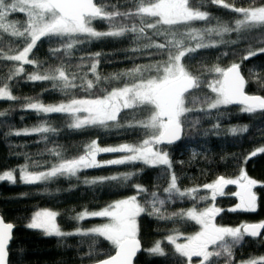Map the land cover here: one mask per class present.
I'll use <instances>...</instances> for the list:
<instances>
[{
    "label": "trees",
    "instance_id": "trees-1",
    "mask_svg": "<svg viewBox=\"0 0 264 264\" xmlns=\"http://www.w3.org/2000/svg\"><path fill=\"white\" fill-rule=\"evenodd\" d=\"M106 10L120 12L134 11L133 0H94ZM139 0H136L138 3ZM230 5L225 9L221 5H214L210 0H190V3L202 11L210 14L209 21H193L190 27L203 29L215 26L217 21L234 26L240 14L231 10V7H254L264 4V0H223ZM113 5L116 6L113 9ZM10 19L24 21L23 13H14ZM149 22H152L150 18ZM128 26L136 24L139 19L130 17L127 20L118 19L117 23ZM92 26L97 31H108L109 22L94 20ZM181 31L186 28L181 26ZM78 44L71 52L65 55L63 44L67 38L44 37L29 54V58L38 61L37 65H23L24 71L12 77L15 68L20 62L8 61L3 57L15 55L22 50L23 43L16 38L5 35L0 41V86L4 83L15 100L0 99V112L6 113L0 117V174L8 170H15L16 182L0 181V216L6 223L14 226L12 241L10 243V264H92L107 258L115 251L114 247L102 237L74 235L70 237L47 236L39 229H29L27 224L36 211L51 210L58 213L56 222L63 231H74L77 228L87 230L101 225L107 218H88L84 221L72 219L81 211H98L119 199L136 194L132 187L139 184L146 192L138 196L143 204L150 193L157 192L160 198H165L163 188L167 187L169 173L165 166L148 167L142 163L110 165L82 170L77 177H57L52 181L37 184H24L19 180V168L29 165V171H44L52 164L59 162V157L52 150H58L64 158L78 157L83 154L84 148L92 140H97L99 146H117L123 143H137L147 138L142 129H108L87 127L79 130L68 128L70 118L67 114H43L25 108L26 103L40 102L59 104L68 102L72 98H95L103 96L116 87H123L125 83L132 82L131 77L122 76L113 79L118 73H123L136 66L155 64L167 59V53L161 55L155 48L144 45L155 42L163 43V36H156L153 30L146 29L145 35L139 41L135 35L127 33L122 37H103L88 40ZM206 37V41H207ZM213 40L221 37L213 36ZM226 43L217 44L215 47L199 49L185 56L182 63L186 69L201 81V86L192 91L188 97L203 98L214 97L207 88V83L218 78V74L210 71L214 67L226 69L232 63L241 65V72L246 80L245 92L249 95L264 96V54H258L247 60L243 59L248 51H258L264 47V28L237 33L235 31L223 36ZM234 41V43H233ZM60 48L59 53L50 49ZM134 49H138L133 51ZM101 53L97 73L100 81L96 82L91 74L90 65L93 62L88 57ZM84 58V59H82ZM64 65L71 78L72 73L77 76L87 74V78L94 81L90 91L74 89L65 94L52 88L51 81H29L28 75L33 72L44 74L46 71ZM154 74V73H152ZM145 75H148L146 73ZM81 81L77 79L79 84ZM189 107L199 109L201 104ZM206 107V106H204ZM133 112L124 110L121 113V122L131 119ZM139 119L145 118L147 112H136ZM199 118V124L194 128L191 119ZM46 123L57 129L56 133L14 135L9 134L23 129ZM218 125V126H217ZM247 126V131L233 135L229 130L233 127ZM183 136L179 143L170 147H162L169 154L172 171L178 177V187L181 190L198 188L196 199L185 197L169 201L164 206L168 214L176 213L195 207L202 210L211 204L210 200H201V196H209L208 190L203 189L206 183H212L217 177L224 176L236 179L243 169L245 174L257 181L254 192L257 195V210L255 212H230L222 211L215 219V223L222 226L236 227L243 223L264 221V152L250 156V153L264 147V111L245 113L240 107L231 105L221 106L205 114L203 111H194L189 114L185 123ZM193 152L196 155H193ZM122 153H101L97 160L104 162L118 158ZM37 165H39L37 167ZM135 172L132 180L124 183L106 181L95 185H87L84 181L98 177L118 176L121 173ZM235 200L231 197L218 198L216 207L221 209L233 208ZM137 238L142 245V251L137 256L135 264H177L178 256L174 248L167 241V236L175 234H192L198 230L193 221L180 218L160 220L150 216L147 212L141 213L137 219ZM161 243L165 256H154L147 250ZM92 246L91 255H88ZM264 256V233L259 239L245 237L242 244L234 249V258L237 264L242 260L252 257ZM216 264H225L223 257L213 258ZM184 264L186 261L184 259Z\"/></svg>",
    "mask_w": 264,
    "mask_h": 264
},
{
    "label": "snow or ice",
    "instance_id": "snow-or-ice-1",
    "mask_svg": "<svg viewBox=\"0 0 264 264\" xmlns=\"http://www.w3.org/2000/svg\"><path fill=\"white\" fill-rule=\"evenodd\" d=\"M134 11L120 12L118 10L108 11L104 5L98 6L94 0H0V41L7 35L23 43L22 50L15 55H6L3 58L8 61L20 62L15 68L12 76L15 77L24 71L23 65H37L38 61L30 59L29 54L33 52L37 43L44 37L67 38L63 44L64 54L71 55L72 50L88 40L103 37H122L127 33L135 35L137 41L144 37L146 29L153 30L156 36H163L165 42H150L144 47L155 48L161 55L167 53V59L155 64L136 66L133 69L116 74L113 79L120 77H131L132 82L125 83L123 87L113 88L105 95L95 98H72L68 102L59 104H43L40 102L26 103L27 110L43 114H67L70 118L68 128L79 130L87 127H99L108 129H142L147 138L137 143H123L117 146H99L97 140H92L84 148L83 154L78 157L64 158L58 150H52L58 156L59 162L44 171H29V165L25 164L19 168V180L24 184H37L52 181L57 177H77V174L86 169L98 168L110 165H125L142 163L148 167L165 166L169 173L167 187L163 188L165 198H160L157 192L150 196L142 204L138 200L141 193L146 189L139 184H134L136 194L124 199L116 200L98 211H81L72 219L84 221L88 218H107V222L99 226L83 230L63 231L56 222L57 212L51 210L36 211L27 224L29 229H39L47 236L60 238L74 235L102 237L115 249L114 255L98 260L97 264H134V258L141 250V244L137 239V217L144 212L160 220L184 219L194 221L200 230L193 235L185 237V243H178L180 234L168 235L167 241L174 247V254L178 256L177 264H184V258L189 264L193 257L200 259V264H216L213 258L223 257L225 264H237L234 258V249L240 246L244 238L262 237L264 221L252 224H241L237 227L222 226L215 223V218L222 209L215 206L217 196L224 194L226 185L235 184L239 191L234 193L239 198V203L230 211L243 210L255 212L257 210V195L253 188L257 181L249 178L243 169L237 179H228L224 176L217 177L212 183H206L202 187L208 190L209 196H201V200H210L212 204L198 210L195 207L168 214L164 211L167 202L175 199H196L198 188L181 190L178 187V177L172 171V163L169 154L160 146L173 144L182 138L185 123L189 120V114L194 111H203L205 114L211 110L219 109L221 106L230 104L242 105L241 111L255 113L264 111V96L248 95L245 92L246 80L241 74V65L232 63L230 67L223 69L214 67L210 71L218 74V78L207 83V88L214 97L203 98L188 97L192 91L201 86L198 76L190 73L182 60L185 56L199 49L215 47L217 44L226 43L223 36L229 32L241 33L257 28H264V4L254 7H231V10L240 14L233 25L217 21L215 26L203 29L191 28L193 21H209L210 14L194 7L190 0H133ZM214 5H221L225 9L230 5L223 0H210ZM116 8L115 5L112 6ZM23 13L24 21L10 19L14 13ZM130 17L139 19V27L136 24L128 26L125 23H117L118 19L127 20ZM152 22H149V19ZM105 20L109 22L108 31H97L93 28L94 20ZM181 26L186 31H181ZM221 37L213 40L211 37ZM206 37L208 38L206 41ZM234 43V41H233ZM138 49H134L136 51ZM53 53H59L60 48L50 49ZM258 54H264V47L258 51H248L243 57L247 60ZM101 53H95L88 57L93 62L90 65L91 74L95 81H100L97 73L99 57ZM84 59V58H82ZM148 73V75H145ZM154 73V74H152ZM77 79L81 82L78 84ZM29 81H51L52 88L62 93H71L80 88L90 91L94 87V81L87 78V74L77 76L71 74L66 67H55L44 74L33 72L28 75ZM0 99L15 100L9 85L4 83L0 86ZM201 104L196 109L189 107ZM206 106V107H204ZM124 110L133 112L131 119L121 122V113ZM147 112L148 115L139 119L136 112ZM6 113L0 112V117ZM195 128L199 124V118L191 119ZM218 126V125H217ZM233 135L247 131V126L233 127L229 130ZM57 129L46 123L34 126L31 129L15 131L14 135H32L56 133ZM258 152H264V147L258 148L250 153L251 156ZM101 153H122L115 159L104 162L97 160ZM195 156L196 153L193 152ZM39 165H37L38 167ZM15 170H8L0 174V181L16 182ZM135 172L121 173L118 176L98 177L85 180L87 185H95L106 181H117L127 183L132 180ZM13 224L6 223L0 219V264H10V241L12 239ZM88 255H91L90 245ZM154 256H165L166 253L158 241L147 250ZM239 264H264V256L252 257L242 260Z\"/></svg>",
    "mask_w": 264,
    "mask_h": 264
},
{
    "label": "flooded vegetation",
    "instance_id": "flooded-vegetation-1",
    "mask_svg": "<svg viewBox=\"0 0 264 264\" xmlns=\"http://www.w3.org/2000/svg\"><path fill=\"white\" fill-rule=\"evenodd\" d=\"M160 147H163V146H160ZM237 191H239V189H238V187H237V185H235V184H230V185H228L227 186V188L224 190V194L222 195V196H217V198H216V200L218 199V198H225V197H232L234 200H235V206L240 202L239 201V198L237 197V196H235L234 195V193H236ZM253 191H254V188H253ZM216 200H215V202L214 203H216ZM211 204H212V201H211ZM210 204V205H211ZM209 205V206H210ZM216 206V205H215ZM235 206L233 207V208H235ZM221 209V208H220ZM230 209H232V208H227V209H222V211H224V210H226L227 212L228 211H230ZM222 211L220 212V214L222 213ZM230 212H248V211H243V210H236V211H230ZM219 214V215H220ZM218 215V216H219ZM218 216H216V218L218 217ZM215 218V219H216ZM255 223H259V222H255ZM243 224H248V223H243ZM249 224H252V223H249ZM199 228V227H198ZM199 230V229H198ZM198 230H196L194 233H196ZM247 237V236H246ZM247 238H250V239H254V238H251V237H247ZM257 239H259V238H257ZM185 259V258H184ZM195 259V263L196 264H200V259L201 258H198V257H195L194 258ZM186 260V259H185ZM187 261V260H186Z\"/></svg>",
    "mask_w": 264,
    "mask_h": 264
},
{
    "label": "water",
    "instance_id": "water-1",
    "mask_svg": "<svg viewBox=\"0 0 264 264\" xmlns=\"http://www.w3.org/2000/svg\"><path fill=\"white\" fill-rule=\"evenodd\" d=\"M241 71V70H240ZM241 74H242V72H241ZM244 77V76H243ZM247 94V93H246ZM249 95V94H248ZM231 106H234V107H240V108H242V105H240V104H230ZM184 132V131H183ZM182 136H183V133H182ZM182 139V138H181ZM181 139L179 140V141H177V142H175V143H173V144H163V145H161V146H163V147H170V146H174V145H176L177 143H179L180 141H181ZM227 186L228 185H226L225 186V188H224V190L227 188ZM0 219H2L3 220V218L0 216ZM4 221V220H3ZM13 232H14V226H13V231H12V236H13ZM263 233H264V230H262V235H263ZM252 238V237H251ZM260 238V237H259ZM138 239V238H137ZM254 239H257V238H254ZM139 240V239H138ZM11 241H12V239H11ZM11 241H10V243H11ZM139 242H140V240H139ZM140 244H141V242H140ZM141 251H142V245H141V250L137 253V255H136V257L134 258V264H135V260H136V258H137V256L141 253ZM115 254V251H114V253L112 254V255H114ZM92 264H97V262H95V263H92Z\"/></svg>",
    "mask_w": 264,
    "mask_h": 264
},
{
    "label": "rangeland",
    "instance_id": "rangeland-1",
    "mask_svg": "<svg viewBox=\"0 0 264 264\" xmlns=\"http://www.w3.org/2000/svg\"><path fill=\"white\" fill-rule=\"evenodd\" d=\"M162 148V147H161ZM237 179V178H236ZM39 211H41V210H39ZM34 215V214H33ZM140 216V215H139ZM138 216V217H139ZM138 217H137V219H138ZM138 221V220H137ZM107 222V220L106 221H104L103 223H106ZM194 222V221H193ZM102 223V224H103ZM249 224V223H248ZM241 225V224H240ZM240 225H238V226H240ZM198 227H199V225H197ZM237 227V226H236ZM199 230H200V228H198ZM198 230V231H199ZM42 231V230H41ZM44 233V232H43ZM137 233H138V223H137ZM193 234H195V233H192V234H187V235H180V238L178 239V243H185L186 241H185V237H187V236H189V235H193ZM174 248V247H173ZM195 257H193L192 258V260H191V264H196L195 263V259H194ZM186 259V258H185ZM187 260V259H186ZM185 260V261H186ZM186 264H189V262L188 261H186Z\"/></svg>",
    "mask_w": 264,
    "mask_h": 264
}]
</instances>
